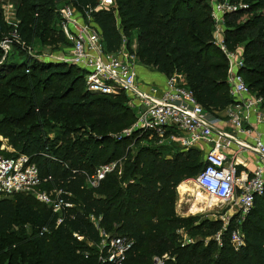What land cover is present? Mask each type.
I'll return each instance as SVG.
<instances>
[{"label":"trees","instance_id":"obj_1","mask_svg":"<svg viewBox=\"0 0 264 264\" xmlns=\"http://www.w3.org/2000/svg\"><path fill=\"white\" fill-rule=\"evenodd\" d=\"M114 2V8L104 9L99 6L100 0H67L65 4L85 19H92L107 53H117L124 38L137 32L138 62L167 77L183 73L187 87L206 111L215 115L235 103L228 84V60L214 44L215 23L209 3ZM18 5L22 22L16 29L9 28L0 0V43L13 32L21 44L32 45L37 38L53 37L57 44L70 45L61 28L56 0H19ZM250 6L248 13L264 11V0ZM234 16H225L226 46L235 50L245 34L257 31L245 43V64L240 73L252 94L264 98V16L258 15L245 24L232 23ZM1 49L0 91L18 89L16 81L22 85L36 82L28 90L27 112L1 122L0 136L8 139L17 153L31 158L41 177L48 180L46 189L61 191L73 207L56 214L32 195L0 199V264H119L101 261L104 253L97 248L103 234L124 237L133 244L120 264H157L156 259L162 264H264V195L255 200L254 208L240 225L238 218L232 217L231 225L221 235L220 246L216 241H180L178 230L196 233L207 229L215 233L221 225L212 220L194 225L195 218L176 214L177 188L202 171L203 151H184L172 142L143 147L132 159L128 149L139 134L120 139L103 135L81 143L75 138L79 131L72 128L61 132L59 146L52 144L42 128L27 127L28 121L50 116L92 120V131L102 133L137 120L136 113L121 102L125 93L102 95L88 91L85 71L77 66L28 55L20 61L13 54L4 55ZM20 107L12 105L10 110L19 113ZM143 134V140H158ZM112 163H124L121 174L117 165L97 187L89 186L96 169ZM20 223L31 225L30 236L23 228L16 231ZM239 229L245 236L243 247L232 243V232Z\"/></svg>","mask_w":264,"mask_h":264},{"label":"built area","instance_id":"obj_2","mask_svg":"<svg viewBox=\"0 0 264 264\" xmlns=\"http://www.w3.org/2000/svg\"><path fill=\"white\" fill-rule=\"evenodd\" d=\"M204 1L212 8L214 44L227 57L228 84L235 99V103L222 113L213 115L206 111L178 73L168 77L164 88L144 89L136 70L137 46L130 51L124 39L123 47L117 53H107L101 33L91 18L88 17L90 21L85 23L80 14L65 4L59 12L62 31L71 46V56L53 59L84 70L88 91L129 96L131 106L138 110L137 129L149 134L150 138L168 137L184 151L191 148L203 151L205 165L195 182L207 196L206 209L216 211L215 207L228 206L227 214H231V218L238 215L242 223L254 208L255 200L264 195V136L257 134L253 143L238 136L250 137L255 133L252 120L255 125L264 124V98L252 94L240 73L244 67L243 58L229 52L225 43V16L236 8L219 0ZM115 5L114 0H100L99 6L104 9ZM228 124L233 133L226 131ZM0 142V199L32 195L56 214L73 207L63 199L61 191L45 188L48 180L41 177L39 168L29 156L17 153L8 139L0 138ZM241 152L256 156L253 170L239 162L237 158ZM116 168L117 163L97 168L88 184L97 187L106 174ZM103 235L104 257L101 261L124 262L133 244L124 237ZM232 243L235 247L245 245V236L240 229L232 232Z\"/></svg>","mask_w":264,"mask_h":264},{"label":"rangeland","instance_id":"obj_3","mask_svg":"<svg viewBox=\"0 0 264 264\" xmlns=\"http://www.w3.org/2000/svg\"><path fill=\"white\" fill-rule=\"evenodd\" d=\"M221 3L225 4H231L236 8L235 11L232 13H229V15H236L240 11H244L245 13L242 14L241 16H234L233 22L235 24H245L247 21H251L256 18L258 15L264 16V11H256L255 13H248L247 10L251 7L250 5L253 4V2H256L257 0H219ZM19 0H1V10L3 12V16L5 19V23L7 24V27L13 29H16L18 25L21 24L22 19L21 17L18 16V13L20 12L19 10ZM63 3L58 4V8L56 9L58 12L63 8L64 6ZM65 6H68L70 8H73L71 5L65 4ZM74 9V8H73ZM75 10V9H74ZM76 11V14L79 15L80 13ZM60 13V12H59ZM81 15V14H80ZM233 18V17H232ZM86 23H88V20L84 19ZM256 33L250 34L247 33L245 34L243 40L239 42L235 50H230L229 52H232L238 57L243 58L244 60V49H245V43L249 38H253ZM130 45L128 49L131 51H134L133 47L137 46L138 42V33L134 32L129 38H125ZM0 47L2 48V52L4 55L6 54H13L17 59L20 61L25 58L24 56H30V57H36L37 60L41 61H46V62H55L54 57H68L69 54L67 53L70 45L68 44L67 46L64 44H57V41L53 37H42V38H37V40L34 42L32 45H27L26 43L22 42L20 43V37L15 36V34H12L4 37L0 43ZM18 47H21L22 50H19ZM227 58V57H226ZM139 63V62H138ZM141 66L146 67L147 69L152 70L150 67L139 63ZM245 64V62H244ZM21 76V72L17 73V75ZM179 75L182 76V80L185 82L186 78L183 75V73H178ZM18 82V83H17ZM36 82L35 80L32 81V83ZM17 83L16 87L18 89L12 90L5 88L2 91H0V123L3 121H8L13 118H18L22 117L26 112H27V103H28V90L31 88L32 83H27L22 85L19 83V81H16ZM13 94H15L13 96ZM121 102L125 104L128 108L131 107L135 113L136 116L138 114V110H135L134 107L131 106V102L129 99V96L126 95L124 99H121ZM12 105H17L21 106L22 110L19 113H13L10 110V107ZM131 110V111H133ZM95 121H89V120H81V119H67V118H60V117H37L34 118L31 121H28L27 127L30 126H39L42 128L43 134H45L50 142L52 144H55L56 146H59L62 141L61 139V132L65 130L66 128H72L75 130H78L79 133L78 135L75 136L76 139L79 138V141L81 143L85 142V140L90 139L91 137H99V136H108L114 139H120L122 137H133L135 134L137 135V139L133 140V143L130 145L128 151L131 153V156L129 158H135L137 152L143 148V147H157V146H163V145H171L172 141L169 140L168 137L157 140V141H152L150 139L148 140H143L142 136L144 135L143 132L139 129H137V120L134 121H129L123 126H118L115 127L114 129H109V131H103L102 133H94L92 130V124H94ZM106 132V133H104ZM61 136V137H60ZM0 138H4L3 136H0ZM5 139V138H4ZM118 169L120 172L124 170V163H119ZM103 166V165H101ZM99 166L98 168H100ZM195 178L185 180L184 182L191 181L195 182ZM183 183V182H182ZM193 185V184H191ZM90 186V185H89ZM195 185L192 186V188ZM196 188L194 187V192ZM198 190V189H197ZM196 190V191H197ZM201 194L203 195L204 201H199L197 196H191V194H186L185 196V201L184 204L182 205V210L176 209V214L180 218H195L196 221L193 222V224H200L201 222H204L206 220H212L215 222H219L220 228L218 229L217 232L215 233H210L207 229H198L196 233H192V231H188L186 229L178 230L177 234L181 238L180 241H183L186 244L192 243L197 240H202L205 241L206 243L210 241H216L218 245L220 246L221 244V235L224 233L225 229L231 225V220L232 218L230 217L231 214H227V209L228 206H218L215 207L216 211H208L207 208V196L202 190H199ZM193 192V191H192ZM206 196V197H205ZM180 196L177 188V196H176V208L178 206V203L180 202ZM190 198V199H189ZM179 200V201H178ZM197 203V207H199L198 211L196 212H189L188 209L191 208V204ZM191 203V204H190ZM201 208V209H200ZM187 211V213L184 211ZM238 218V223L241 224L239 221L241 220L238 215H235ZM234 217V216H233ZM230 218V220H229ZM237 221V220H236ZM230 223V224H229ZM25 230V234L27 236H30L32 231H31V225L26 224V223H20V227L16 230L20 229ZM102 250V244L97 248V250ZM157 264H162V261H158L156 259Z\"/></svg>","mask_w":264,"mask_h":264},{"label":"crops","instance_id":"obj_4","mask_svg":"<svg viewBox=\"0 0 264 264\" xmlns=\"http://www.w3.org/2000/svg\"><path fill=\"white\" fill-rule=\"evenodd\" d=\"M82 19L84 20L85 18L82 17ZM87 20H88V22L90 21L89 19H87ZM123 42H124V40H123ZM126 45H128V42ZM122 47H123V45H122ZM67 53L69 54V56H71V46L69 47ZM136 70H137V74H138L139 83L142 85V87L144 89L149 90L150 87L164 88L166 86V82L168 79V77L166 75L161 74L159 72H156L154 70L147 69L146 67L141 66L139 63L136 66ZM252 124L255 126L254 127L255 133L250 137L240 134V136H238L239 139H241V140L243 139V140H246L248 142L253 143L254 139L257 137V134H262L264 136V124L255 125L254 120H252ZM225 129H226V131L233 133V129L229 124L225 126ZM238 157L239 158H237V159L239 160V162H241L242 164H245L249 170H253L255 168L257 158H256V156H254L250 152H243V153L241 152ZM176 209H179V203H178V206Z\"/></svg>","mask_w":264,"mask_h":264},{"label":"bare ground","instance_id":"obj_5","mask_svg":"<svg viewBox=\"0 0 264 264\" xmlns=\"http://www.w3.org/2000/svg\"><path fill=\"white\" fill-rule=\"evenodd\" d=\"M195 185L194 187L196 188V190L198 189V186L196 185V183L194 182H188V183H184L181 185V187L178 189L179 192V196H180V202H179V209L182 210V205L184 204L185 201V196L186 194H191V196H197L199 201H204L203 195L201 194V192L199 191V189L194 192V187L192 188L193 185ZM193 191V192H192ZM203 192V191H202ZM206 197V196H205ZM190 199V198H189ZM179 201V200H178ZM191 204V203H190ZM199 207H197V203L195 202V204H191V208L188 209L189 212H196L198 211ZM201 209V208H200ZM187 213V211L185 210L184 213Z\"/></svg>","mask_w":264,"mask_h":264},{"label":"water","instance_id":"obj_6","mask_svg":"<svg viewBox=\"0 0 264 264\" xmlns=\"http://www.w3.org/2000/svg\"><path fill=\"white\" fill-rule=\"evenodd\" d=\"M65 1H67V0H56V2L59 4V3H63V2H65Z\"/></svg>","mask_w":264,"mask_h":264}]
</instances>
